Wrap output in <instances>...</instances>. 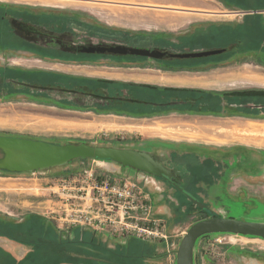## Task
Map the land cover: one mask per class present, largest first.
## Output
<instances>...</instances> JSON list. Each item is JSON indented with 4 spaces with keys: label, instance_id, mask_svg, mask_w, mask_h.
I'll use <instances>...</instances> for the list:
<instances>
[{
    "label": "rangeland",
    "instance_id": "1",
    "mask_svg": "<svg viewBox=\"0 0 264 264\" xmlns=\"http://www.w3.org/2000/svg\"><path fill=\"white\" fill-rule=\"evenodd\" d=\"M0 5L76 13L82 22L68 23V29H73L76 36L67 37L66 42L75 39L87 45L121 44L171 52L222 47L219 40L210 41L205 36L209 32L220 34L226 28L233 29L234 23L250 16L237 13L245 9L227 6L222 0H0ZM246 22L242 21L252 25L251 35H256L259 22L254 19ZM218 27L221 30H213ZM1 42L2 48H6H0V135L55 144L84 142L143 150L162 162L177 183L214 216L264 222V150L250 148V145L260 146L251 142L249 137L254 135L241 131L235 138L225 139L231 144L225 146L227 150L223 148L224 152L208 150L209 147L219 148L215 144L220 142L207 133L210 129L205 125L214 124L215 120L225 123L219 119L220 114L212 113L213 116L208 117L207 108L200 110L196 105L187 108L192 116L185 117L182 114L187 111L178 108L182 100L172 97L168 103L160 105L157 93L145 111L141 108V113L146 115L128 114L122 111V102L106 98L121 97V92L118 96L94 82L100 77L97 76L101 75L100 71L140 72L142 69L132 67L143 64L176 70L192 68L205 59L193 63L172 59L157 61L150 57L72 51L67 46H62L61 50H45L28 45L22 39L11 43L4 38ZM227 42L224 43L229 46L227 52L212 56V61L238 66L254 62L264 71L263 45L256 46L257 40L248 38L244 44L240 38L233 37ZM94 71L98 72L93 77ZM245 93L252 95L243 97L246 102H252L251 98L258 104L263 102L259 107L264 108L263 90ZM211 102L213 100L205 105L214 107ZM227 118H230L228 124L240 122L239 117ZM182 123L186 128L179 132ZM210 128L225 135V132L220 133L219 127ZM233 141L247 146L234 148ZM85 171L98 177L140 181L139 170L88 158L30 171L0 169V228L8 221H20L17 235L31 240L40 238L41 230L37 231L40 227L49 228L50 240H54L55 232L58 235L62 232L65 240L61 245L52 242L40 247V254L45 255L40 261L45 264L63 263L65 254L67 264H168L161 250L154 249L155 244L145 245V250L140 239L130 237L126 246L121 238L105 231L97 233L89 225L69 220L78 216L74 214L75 209L91 203L82 196L87 190V182L81 178ZM154 178L159 188L143 182L140 185L148 195L151 217L161 219L171 235L174 248L169 264H175L177 246L187 228L211 215L169 183ZM25 228H29L31 234H27ZM77 236L82 238L79 240ZM216 237L221 242L215 241ZM262 239L231 233L200 236L194 246L193 264H264ZM74 241L82 243L81 247L70 244ZM33 251L36 253V249ZM140 252H148L149 258L139 259Z\"/></svg>",
    "mask_w": 264,
    "mask_h": 264
},
{
    "label": "crops",
    "instance_id": "2",
    "mask_svg": "<svg viewBox=\"0 0 264 264\" xmlns=\"http://www.w3.org/2000/svg\"><path fill=\"white\" fill-rule=\"evenodd\" d=\"M263 12L264 10H258V11L248 10L242 12L238 11L237 13H241V14L243 13V15L249 14L250 16H247L246 17L247 19L241 18L240 21L234 23V25L232 26L227 25L233 27V29L231 28L228 30L226 28L220 34H217L216 32H212V33L209 32L210 34L205 36L206 39H210V41L219 40L222 43L221 46L222 45L223 46L216 48H223V47L225 48L224 51L215 55H219L227 52L229 46H224V43L227 41L229 42L230 39H232L233 37H239L240 32H241V36L245 34H247L249 38L255 36V35H251V33H253L252 31L254 27L249 24L245 25V23H242L243 20H246L247 21L246 23H249L250 21L252 22L253 19L259 22L260 25L259 24L257 25L259 34L260 35L263 34L264 33V15L262 14ZM253 13H258L259 15H255ZM220 27L214 28L213 30L215 29L221 30ZM262 45L263 47L261 49L262 51H264L263 50L264 37L263 40H261L259 43L260 47ZM202 47H205V45ZM197 48H194L195 50L193 51H197L198 50ZM207 49H211V48H207ZM212 56L214 55L200 57V58H206L205 61H202L199 64L196 62L195 66L193 65L192 68L184 67V68H177L176 70H173L172 68H171L172 70L169 69L162 70L159 69L158 67L151 66L150 64H143L140 65V67H132V68L142 69L140 72L100 71L101 75H97L100 76L98 77L97 80L114 81L123 84L120 91L114 92L118 96L120 94L117 93L121 92L122 94L120 95L121 97H116V96L106 97L109 100H117L118 103L122 102V105L124 106V110H122L123 112H126L128 114L133 113V115H138V114L146 115L145 112L141 113V108L143 109V111H145V108L151 102L154 101L153 96H155L156 93L159 95V101L157 104L160 105H162L161 103L163 102L168 103V99L173 97L182 100L179 105L180 107L178 108L187 111V114H182V116L185 117L192 116L189 115L190 111L187 108L188 107L194 108L196 105H198L200 110L202 108H207L206 113L208 117L209 116L212 117L213 116L212 113L221 115V116L218 115L217 116L219 117V119H223L225 123L219 120H215L214 124H209L208 126L205 125V127H209L210 129V132L207 133L213 135V136L211 135L209 136L214 137L215 140H219L220 143L217 144H215L216 143L215 141H212V143L215 142L214 143L215 145H218L219 147L222 148L228 146V144L230 145L231 143H229V141H225V139L228 136L235 138L237 133L242 131L244 133H247L248 135H254L252 137H249L252 139L251 142L260 145V146L250 145L251 149L255 148V149L264 150V108L262 109L259 107V105L262 106L263 102L262 103L259 102L261 104H258V102H255L251 98L249 100H251L252 102H246L244 99L252 96L250 94L248 95L245 92L252 91L253 89L264 91V71L259 70L260 66H258L254 62H248V61L244 62L243 64H240L241 66H238L237 64L230 65V63L216 64L214 61H212V59L214 58ZM132 68L129 67L128 69H132ZM94 72H95L94 75H92L93 77L98 71H94ZM97 80H94V82ZM209 100L210 101L213 100V102L211 103H213L214 107L208 106L210 102ZM206 103H208V105H205ZM206 113H204V111L202 112L204 116ZM214 117L216 118V116ZM227 117H231V118L239 117L240 122L236 121L239 123L235 122L236 124L235 123L228 124L227 122L230 120V118L228 119ZM211 126L219 127L220 133L225 132L226 136L216 132L217 129L215 130L211 129L210 128ZM185 128H186L185 123L179 124V132L183 131V129ZM232 134L234 135V137L232 136ZM222 140H224L225 142H221ZM233 144H234L233 145L234 148L237 147L244 148V146H247L242 144L240 141H233ZM55 233L56 235H54L55 237L53 239L55 241H58V236H59L58 232ZM75 238L80 240L82 237L77 236ZM127 242L128 241L125 242L121 241V243H123L124 245L126 244V246L129 244ZM70 244H77V246H80L82 243L74 241L73 243ZM151 244H155L154 249L159 251L161 250L163 257L168 264L171 263V261H169V259L171 260V256L168 253L166 244L162 242L145 243V245H151ZM146 248L147 247L145 246L144 249L146 250ZM146 253L140 252L139 255H137V257H139V259L144 257L143 258L144 261L147 257L149 258V255H146ZM3 254L5 255L9 254L16 262L21 261L23 264H38V261H40L41 259V257L38 256V253H35L32 250V247L30 245L19 243L4 236H0V255ZM5 255L1 258L2 264L3 262H6L8 260L5 259ZM59 256L60 255H58V258H60ZM64 256H66V258L62 259L63 263L59 262L60 259L56 260V258H53V260L58 261L59 262L58 264H67V255L65 254ZM73 256H77V255H73ZM125 256H129V254H126ZM48 257L51 258V254Z\"/></svg>",
    "mask_w": 264,
    "mask_h": 264
},
{
    "label": "water",
    "instance_id": "3",
    "mask_svg": "<svg viewBox=\"0 0 264 264\" xmlns=\"http://www.w3.org/2000/svg\"><path fill=\"white\" fill-rule=\"evenodd\" d=\"M87 53H108L132 55L153 59H184L215 55L225 48H211L197 51L171 52L156 48L114 45H83L69 48ZM0 169L10 171H30L59 165L70 160L88 158L118 163L122 166L151 174L171 184L193 204L206 209L211 216L192 223L181 237L175 257V264H193L196 240L206 234L231 233L264 239V222L241 220L233 217L214 216L196 197L186 192L171 179L172 172L150 153L131 148L92 145L84 142L55 144L41 140L0 135Z\"/></svg>",
    "mask_w": 264,
    "mask_h": 264
},
{
    "label": "built area",
    "instance_id": "4",
    "mask_svg": "<svg viewBox=\"0 0 264 264\" xmlns=\"http://www.w3.org/2000/svg\"><path fill=\"white\" fill-rule=\"evenodd\" d=\"M139 176L140 181L135 182L126 178L98 177L85 171L81 178L87 182V190L82 196L90 199L91 203L75 209L74 214L78 216L69 220L82 226L89 225L97 233L105 231L108 235L121 238L122 242L130 237L144 243L162 242L167 245L171 256L174 248L171 235L161 219L151 217L148 195L140 185L143 182L159 188L156 178L141 171ZM215 241L221 242L219 237Z\"/></svg>",
    "mask_w": 264,
    "mask_h": 264
},
{
    "label": "flooded vegetation",
    "instance_id": "5",
    "mask_svg": "<svg viewBox=\"0 0 264 264\" xmlns=\"http://www.w3.org/2000/svg\"><path fill=\"white\" fill-rule=\"evenodd\" d=\"M0 12H1L0 14V48L2 50L6 48V47L4 49L2 48L3 43L1 42V40H3L4 38H7L8 40H10L11 43L12 42L18 43L19 40L22 39L26 41L27 43H29L28 45H31L33 47H40L45 50L46 49L47 50H61L62 46H65V47L67 46L71 48V47H79V46L88 44L84 41H80V43H78L75 39H72L70 42H66L67 37L76 36L75 31H73V29H68V23L73 22L77 24L78 22L79 23L82 22V20L79 19V17H76V13L68 14L66 12L53 11V10H48V9H35V8H30V7L11 6V5H0ZM91 24L95 27L96 26L98 27V25L96 24H93V23ZM2 27L4 28L3 29L4 32L1 29ZM31 46H26V48H30ZM10 51L12 50L10 49ZM19 51H25V50H19ZM139 57H143V56H139ZM197 58H200V57H197ZM174 59H179V58H174ZM184 59H188V58H184ZM153 60H156V59H153ZM160 60H163V59H157V61H160ZM224 149L227 150V148L225 147ZM208 150H213V151L218 150L220 152H224L222 151L223 150L222 147H219V148L209 147ZM171 179L177 183L174 175L171 176ZM180 186L183 188L182 185ZM183 189L186 192H188L185 188ZM8 223L9 225H13L14 229L21 228L20 221H16V222L8 221ZM42 228H43L42 231H40L39 233L40 234L42 233L47 236V233L49 232V228L47 227H42ZM25 229L26 231L28 230L27 234H29L28 232L31 233V230L29 228H25ZM18 230L20 229L15 230L14 234H16V236H18L17 235ZM23 231L24 230H22V232ZM0 236H4L6 238L12 239L19 243L24 242V241L21 242L15 238H11L5 234H0ZM18 237H21V236H18ZM63 237L64 236L62 232H59L58 241L53 240L52 242H55V245H59L61 244L62 241L65 240L63 239ZM21 239L27 240L25 237ZM25 243H27L26 245H30L32 247V250L36 249V253H38V256L45 259L44 258L45 255L40 254V247L34 248V246H32L30 242H25ZM49 245H50L49 243H46L43 246H49ZM4 255L5 254L0 255V257H3ZM5 259H8V260L6 262H3V264L22 263L21 261L16 262L12 258V256L9 254L5 255ZM0 262H1V259H0ZM41 263H44V261L43 260L38 261V264H41Z\"/></svg>",
    "mask_w": 264,
    "mask_h": 264
},
{
    "label": "trees",
    "instance_id": "6",
    "mask_svg": "<svg viewBox=\"0 0 264 264\" xmlns=\"http://www.w3.org/2000/svg\"><path fill=\"white\" fill-rule=\"evenodd\" d=\"M222 1L225 2L227 6H233V7H236L238 9H245V11L263 10L264 9V0H222ZM253 14L259 15L258 13H253ZM239 35L240 36L238 37V39L240 38L241 42L242 43L244 42V44H245V42H247V39L249 38V36L247 34L241 36V32ZM259 35L260 34L258 32L254 37H251V39H253L254 41L257 40L256 46H259L260 41L263 40L264 33L261 34L260 36ZM160 40H162V39H160ZM219 55H221V54H219ZM135 57H139V56H135ZM204 59H206V58H188V59H174V60L179 61V62L184 61V62H188V63H193V62H196L199 60H204ZM95 82H97V86L99 88H107L109 91H113V92L120 91V89L123 86L122 83H118V82H114V81L97 80ZM42 229L43 228L40 227L37 229V231H39V230L42 231ZM14 233H15L14 226L9 225V223L4 225L2 228H0V234H5V235H7L11 238H15L19 241L21 240L24 242H30L32 244V246H34V248L41 247V246L45 245L46 243H52V241H53V240L48 239V237L44 234H41L39 239L32 237L33 239L31 241L29 239L22 240L21 238L16 236V234H14ZM28 233L31 234L30 232H28ZM82 241L85 242L84 240H82ZM89 242H93V240H89ZM144 245H145V243H142L143 248H145ZM121 262L125 263L126 261L124 262L123 260H121ZM19 264H22V263H19Z\"/></svg>",
    "mask_w": 264,
    "mask_h": 264
},
{
    "label": "bare ground",
    "instance_id": "7",
    "mask_svg": "<svg viewBox=\"0 0 264 264\" xmlns=\"http://www.w3.org/2000/svg\"><path fill=\"white\" fill-rule=\"evenodd\" d=\"M260 242H261L262 247H264V240H260Z\"/></svg>",
    "mask_w": 264,
    "mask_h": 264
}]
</instances>
